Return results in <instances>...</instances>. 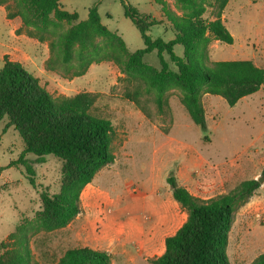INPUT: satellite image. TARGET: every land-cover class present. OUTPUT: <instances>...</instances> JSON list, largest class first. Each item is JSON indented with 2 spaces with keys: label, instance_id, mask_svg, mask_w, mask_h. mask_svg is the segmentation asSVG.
Here are the masks:
<instances>
[{
  "label": "rangeland",
  "instance_id": "374dc122",
  "mask_svg": "<svg viewBox=\"0 0 264 264\" xmlns=\"http://www.w3.org/2000/svg\"><path fill=\"white\" fill-rule=\"evenodd\" d=\"M166 1L179 14L183 13L174 0ZM127 2L152 16L160 17L162 12L156 0ZM94 4L98 6L102 22L122 34L130 50L144 46L139 29L125 15L122 0H61V6L76 11L79 20L87 18ZM6 13V5H0V68L4 55L9 56L6 51L14 43L20 44L18 47L22 50L16 53H21L20 59H25L23 66L32 74L41 75L40 82L53 95H71L83 90L97 92L92 112L110 118L115 127L114 162L99 170L84 187L82 210L70 228L30 235L32 264H56L71 247L102 249L107 245L102 236L107 223L113 229L120 225L124 232L135 234L142 229L145 231L152 223L164 222L166 218L161 216L177 202L168 176L181 177L199 197L208 198L230 191L243 179L263 175L264 83L258 91L234 105H229L220 95L203 92L201 99L208 125L204 130L189 116L178 87L168 89V104L161 112L154 100V91L147 90L140 79L126 77L113 61L93 63L80 76H66L58 70L46 69L44 60L50 56L48 41L30 37L24 30L19 32L21 18H8ZM205 16L213 17L211 8ZM19 19L21 25L17 26ZM223 19L234 41L213 39L207 64L215 60L252 59L264 66V0H229ZM163 22L151 27L149 33L153 37L172 39L175 34L171 24L166 18ZM175 52L183 55V45L176 44ZM165 56L169 59L167 54ZM144 61L160 68L155 50L146 54ZM171 67L175 69L173 64ZM136 88L142 90L140 100L148 113L124 95L126 89ZM7 122V117L0 120V166L3 167L0 170V243L19 223L39 216L41 194L45 190L59 191L63 166L62 159L55 154H47L45 160L38 163L36 156L28 153L26 156L33 161L35 171V185L32 184L26 165L12 164L24 150V141L13 125L6 127ZM250 201L253 208L264 209V180ZM262 213L256 218L260 224H264ZM138 218L142 222H138ZM182 219L181 216L175 219L170 224L171 230L177 228ZM234 242L236 230L230 244L232 254L236 249ZM139 264L148 263L140 261Z\"/></svg>",
  "mask_w": 264,
  "mask_h": 264
},
{
  "label": "trees",
  "instance_id": "16d2710c",
  "mask_svg": "<svg viewBox=\"0 0 264 264\" xmlns=\"http://www.w3.org/2000/svg\"><path fill=\"white\" fill-rule=\"evenodd\" d=\"M122 1L125 15L137 26L144 41V46L136 50H130L124 37L102 22L97 4L89 8L84 20H79L76 11L63 8L61 0H0V5H6L8 18H21L19 32L24 30L30 37L48 41L50 56L45 60L46 69L80 76L93 63L113 61L126 77L140 79L147 90L154 91L161 112L168 104V89L178 87L189 116L204 130L208 125L201 99L203 92L220 95L234 105L263 85L264 66L252 59L215 60L207 64L213 39L234 41L223 19L229 0H174L182 14L168 1L156 0L175 34L169 40L149 33L151 27L163 20L141 12L127 0ZM209 8L212 18L205 16ZM176 44L183 45V55L175 52ZM153 50L160 68L144 61L145 55ZM141 94L139 88L124 92L125 97L148 113L141 103ZM97 98L98 93L89 90L55 96L21 62L4 55L0 68V120L7 117L6 127L13 125L24 141V150L12 164H25L34 185L35 171L28 153L34 154L38 163L47 154H55L62 159L63 166L59 191L45 190L41 194L39 216L19 223L0 243V264H32L30 235L67 226L82 210L84 187L99 170L114 162V123L92 112ZM167 181L174 199L188 216L175 233L166 237L164 252L149 261L231 264L228 244L236 213L261 182L255 177L246 178L228 192L202 198L180 184L176 175L168 176ZM56 264H111V258L106 250L76 246L68 248ZM249 264H264V252Z\"/></svg>",
  "mask_w": 264,
  "mask_h": 264
},
{
  "label": "crops",
  "instance_id": "0c3cea01",
  "mask_svg": "<svg viewBox=\"0 0 264 264\" xmlns=\"http://www.w3.org/2000/svg\"><path fill=\"white\" fill-rule=\"evenodd\" d=\"M163 16V12H161L160 17H154L163 20L165 18V16ZM20 25L21 21L19 19L17 26ZM18 45L20 44L14 43L6 52H9L10 59L19 61L23 64L25 59H20L19 57L22 54L16 53V50L21 49ZM45 74L47 73H43V75ZM37 77H41V75ZM178 181L180 184L185 185L193 194L197 195L191 190L186 180L178 177ZM262 212H264V209L261 210L258 207L253 208L250 200L237 211L229 235L228 256L231 264H249L260 253L264 252V224H260L256 220L259 213L260 215L263 214ZM179 216L183 218L181 224L174 230H171L172 227L170 224ZM187 216L188 212L178 202H174L173 209L161 216L162 218H166L164 222L152 223L145 231L142 229L135 234H131L129 232H124V229H122L120 225H118L115 230L107 223L103 229L102 236L108 246H104L101 250H106L110 254L111 264H139L140 261L152 264L149 258L164 252L166 237L175 233L186 220ZM75 219L65 227L70 228ZM138 222H142V220L138 218ZM235 230L236 242H234V245L236 249L232 254L230 252V244Z\"/></svg>",
  "mask_w": 264,
  "mask_h": 264
},
{
  "label": "water",
  "instance_id": "95a60500",
  "mask_svg": "<svg viewBox=\"0 0 264 264\" xmlns=\"http://www.w3.org/2000/svg\"><path fill=\"white\" fill-rule=\"evenodd\" d=\"M257 179H258L260 182H262V181L264 180V173H263L262 176L258 177Z\"/></svg>",
  "mask_w": 264,
  "mask_h": 264
}]
</instances>
